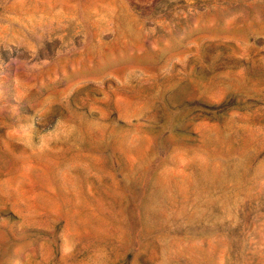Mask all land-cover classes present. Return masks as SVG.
<instances>
[{"label": "rangeland", "instance_id": "obj_1", "mask_svg": "<svg viewBox=\"0 0 264 264\" xmlns=\"http://www.w3.org/2000/svg\"><path fill=\"white\" fill-rule=\"evenodd\" d=\"M0 264H264V0H0Z\"/></svg>", "mask_w": 264, "mask_h": 264}]
</instances>
